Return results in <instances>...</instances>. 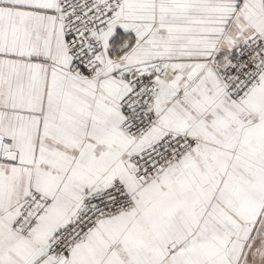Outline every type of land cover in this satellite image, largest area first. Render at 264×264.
Listing matches in <instances>:
<instances>
[{"label":"snow or ice","instance_id":"obj_1","mask_svg":"<svg viewBox=\"0 0 264 264\" xmlns=\"http://www.w3.org/2000/svg\"><path fill=\"white\" fill-rule=\"evenodd\" d=\"M0 264H264V0H0Z\"/></svg>","mask_w":264,"mask_h":264}]
</instances>
